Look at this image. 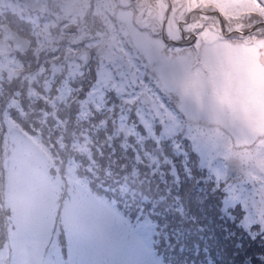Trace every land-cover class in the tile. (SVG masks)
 I'll list each match as a JSON object with an SVG mask.
<instances>
[{
    "label": "trees",
    "instance_id": "trees-1",
    "mask_svg": "<svg viewBox=\"0 0 264 264\" xmlns=\"http://www.w3.org/2000/svg\"><path fill=\"white\" fill-rule=\"evenodd\" d=\"M263 9L264 5L260 4L259 11L264 13ZM53 19L57 20L59 17L56 15ZM79 20L80 18L76 17L73 22L78 23ZM57 26V22L51 19L48 33ZM123 27L125 30H122ZM128 27L129 25L125 27L119 23L122 39L116 42V48L121 52H114L112 45H109L106 53L93 67L91 64L95 62L96 57L92 52L93 60L87 67H83L76 58L74 61H68L60 52L76 49L77 41L57 44L56 37L45 31L47 28H41L40 34L36 31V36H31L32 46L28 52L21 54L11 51L18 57L11 55V52H0V150L3 154L6 152L0 167V173L4 172L0 197V222L2 221V230L5 231L2 241L5 245L0 248L3 262L8 260L9 256V264H18V251L25 246L33 255L43 254L45 262L46 259L48 262L54 259L63 264L72 263V255L79 256L85 251H96V243H92L89 250L75 248L76 238L72 236L71 242L67 243L65 234L69 231L72 218L74 221V212L94 205L96 200L112 206L114 213L110 215L107 227L114 225L119 211L112 204L114 199L100 192V185L104 184L108 174H115V180L120 181L122 188L129 184L155 196L152 206L156 203L158 208L166 203L165 214L175 223L177 238L184 234L194 235L193 232L198 230L190 226L198 210L204 211V216L218 211L222 219L223 210L226 213L225 225L221 229L214 228L212 234L197 239L201 243H224L226 239L223 229L228 230L233 226V219L239 215L243 224L237 225L235 230L246 234V249H236L235 245L232 246L228 251V262L233 264L231 259L237 251L242 256L238 264H257L256 260H259L261 254L264 259V179L257 178L251 169L234 183H231V178L224 180L218 176V171L224 168V164L221 166L224 160H217L212 168L210 158L228 151L226 145L212 135V130L223 131L217 129L221 126H212L206 122L207 116L192 118L178 107L173 110L167 108L172 99L176 100L181 96L180 93L168 92L163 81L159 80L153 87L141 83L140 75L146 72L143 66L148 64L144 61L142 53L131 44L133 38L128 34ZM48 42L54 44V53L49 54L43 48V43ZM96 42L97 39L91 37L89 41L83 40L79 45H83L81 49L90 50L86 46L93 47ZM30 52L33 54L30 55ZM35 53H48V59H38ZM210 66L216 67L212 64ZM212 71L211 68L209 74ZM226 81L232 82L231 79ZM228 85H224L225 92L230 90ZM190 86L193 87V83H190ZM216 90V101L221 102L218 95L223 91H219L218 87ZM243 94L242 92L241 97ZM232 97L230 95L229 99ZM233 98L235 101L236 97ZM237 102L239 103V100ZM161 107H166L167 110H161ZM48 109L51 110L52 117L54 113L58 115L57 128H64L68 122L69 129L64 134L71 129L78 131L77 140L73 141L78 144L81 152H84L83 157L76 151L77 156L69 157L65 166L61 162L66 152L60 147L61 137L58 132L55 130L50 136L44 133L36 136L39 134H36V128L42 125L38 121L33 125L25 124L28 120L33 122L47 118L46 123L54 125V119H48ZM15 111L18 118L15 117ZM90 116H97L103 123L109 121L115 125V133L101 134L97 129L99 125L104 124L94 125L96 122ZM16 141L21 147L31 149L28 151L12 148ZM39 144L48 151V156L36 151L35 147ZM114 144L117 147L114 148ZM158 145L164 150L179 153L180 165L175 160V155L172 157L174 162L166 164V158ZM148 149L157 152L150 153L155 158L148 155ZM58 150L62 156L58 155ZM93 152H98L100 161L97 157L94 159ZM32 160L34 161L31 162ZM189 160L191 163H198L194 166L197 172L193 171ZM98 164L99 167L96 168ZM73 166H76V169H72ZM218 183L224 186L222 196L216 198L217 201L214 200L213 203L217 205L212 206L210 203L218 189ZM141 185L143 187L140 189ZM77 187L80 192H76ZM114 187L115 184H106L105 191ZM173 187H176L174 196ZM253 187V192L249 193L248 190ZM200 189L204 192L196 194ZM70 195L76 199L71 200ZM84 198L87 201L83 203ZM64 201L65 204H62ZM224 202L228 208L223 206ZM59 215L65 217L63 232L66 243L62 248L59 247L53 252L48 250L47 253L46 247L57 231L56 220ZM111 223L113 224L109 225ZM123 223L131 229V221L126 217L123 218ZM134 223L135 221L132 224ZM105 228L101 229L102 232ZM162 230L170 239L171 232L166 231V226L162 227ZM250 233H255L261 243L250 244ZM100 237L104 243L105 235L100 233ZM174 241L172 240V245ZM258 248H263L261 254L257 253ZM149 249L153 252L151 255L154 264H170L168 260L163 259L155 244L150 243ZM221 260L223 264H227L222 255ZM82 261H85L83 256L78 258V262ZM196 264H209V261L207 259Z\"/></svg>",
    "mask_w": 264,
    "mask_h": 264
},
{
    "label": "rangeland",
    "instance_id": "rangeland-1",
    "mask_svg": "<svg viewBox=\"0 0 264 264\" xmlns=\"http://www.w3.org/2000/svg\"><path fill=\"white\" fill-rule=\"evenodd\" d=\"M171 2L172 5H169L167 0H139L136 4H133L127 0H120L116 5L111 6L109 0H77L73 11H69L67 7L64 10V0H52L48 3L47 20L56 21L58 26L53 28L51 33H48V22L40 23L36 31L40 34L39 30L41 28H47L45 31L56 37L57 44H64L72 40L77 41L75 42L78 45L76 49L61 50L60 52L66 59L68 58V61L75 60L76 54L83 46L79 45L83 40L89 41L91 37L92 39L96 38L97 42L93 47L86 46L90 48L96 57L95 62L91 64V67H93V65L96 66L97 60L106 53L109 45H112L114 52L120 51L116 48V42L122 39L121 31L118 28L119 23L125 27L129 25L127 31L133 38L131 44L142 53L144 61L148 64L143 66L146 72L140 75L141 83L153 87L159 80L163 81L168 92L180 93L181 96L176 100L172 99L171 105L167 108L173 110L178 107L185 115L192 118H206L207 116L208 120H205L206 122L221 126L217 129L223 131L212 130V135L226 145L228 151L226 153L220 152L218 156H212L210 167L214 168L217 160L228 159L230 160L228 166L217 173L224 180L228 177L232 179L231 183H234L240 177H244L250 171L249 169L253 170L257 178L264 179V13L260 12L262 9L256 12V14L258 13L257 16L256 14L253 16V11L247 9V7L241 9L242 5L252 6V0H233L229 2V5L226 3L223 11L226 15L224 20H226L225 25L228 35L225 36L221 31L223 20L216 13L208 14L214 12V10L222 11L219 6H212L208 0L204 2H200V0H171ZM262 4L264 5V3ZM67 5L69 6V3ZM153 7L158 12L157 22L147 20L153 17ZM125 8L130 9L128 14L124 12ZM167 13L170 16L168 22H165ZM190 14L193 15L190 17L191 21L188 19ZM56 15L59 17L57 20L53 19ZM210 15H215L216 19H212L213 17ZM44 17L45 15H42V18ZM76 17L80 18L78 23L73 22ZM181 21H185L187 25H183L184 22ZM257 22H260L261 25H255ZM252 25L255 26L252 27ZM61 26H65V28H61ZM161 27L164 28L161 30ZM122 30H125V28L123 27ZM36 31H29L31 32L30 35L36 36ZM186 31L199 36L194 45L186 48L182 47L181 44L176 46L169 43L181 41V35L183 36ZM161 32L162 37L169 42L164 41L162 37L159 39ZM229 33L236 35L230 36ZM26 34L28 35V31ZM53 45L50 42L43 43V48L49 54L54 53ZM48 53L35 54L38 59L39 57L48 59ZM32 54L33 52H30V55ZM11 55L18 57L16 53L11 52ZM211 64L216 67H211ZM211 68L213 71L209 74ZM90 77L94 81L93 75ZM229 79L232 82L226 81ZM190 83H193V87L190 86ZM225 84H231L228 85L230 90L227 92H225ZM216 87H218V90L223 91L218 95L221 102L216 101L218 94ZM242 92L244 94L241 97ZM230 95L236 97L239 103L236 100L233 101V97L229 99ZM189 98L191 100L195 99L191 101ZM52 108L54 112V107L52 106ZM167 108L161 107V110H167ZM10 110H12V107ZM16 111L15 114H17ZM15 117L18 118V114ZM57 117L58 115L55 113L52 117L51 110L48 109V119L53 118L54 125L46 123L47 118H41L33 122L28 120L25 124L33 125L34 122L38 121L42 125L40 128H36V134L39 132L36 136H41V133L50 136L55 130L58 132L61 137L59 139L60 147L64 150V153L66 152V155L62 156L58 150V155L62 156L61 163L65 166L67 165L66 160L70 159L69 157L72 155L77 156L76 151L80 152L82 157L84 152H81L78 144H74L73 141L74 139L77 140L78 131L71 129L64 134L69 129L68 122H66L64 128L59 129L56 127ZM90 117L96 122L94 125L103 123L97 116ZM103 124L104 126L99 125L97 129L101 134L115 133L117 129L115 125L109 121ZM57 137L52 136V138ZM12 145V148L17 150L29 151L31 149V147H21L18 141ZM38 146L35 147L36 151L48 156V151L40 147V144ZM115 147H117L116 144H114ZM158 148L162 150L166 158L164 160L166 164L173 163L174 159L172 157L175 155L174 158L180 165L179 153L168 149L164 150L160 145H158ZM53 149L56 152V148L53 147ZM146 151L150 157L155 158L150 153L155 154L156 151L152 149ZM0 155V167H2L6 152L3 154L0 150ZM93 157L94 159L97 157L98 161L101 160L98 152H93ZM82 161L87 162L85 159H82ZM197 164L191 163L189 160V165L193 168ZM245 164L247 165L245 166ZM249 164L251 167H249ZM98 167L99 164L96 165V168ZM203 168L205 169V167ZM72 169H76V166H73ZM193 171L197 172L196 168ZM3 175L4 172L3 174L0 173V197H2L4 184ZM115 177V174H108L104 179V184L100 185V192L105 195L108 194L114 199L112 204L119 211L114 225L111 223L109 225L112 226L107 227L110 215L114 213L112 206H109L107 202L104 204V201L96 200L93 202L94 205L75 211L74 221L72 218L69 231L65 234L66 242H71L72 236H74L76 238L75 248L89 250L92 243H96L97 250L91 253L85 251L79 256L72 255V263L70 264H154L151 255L153 252L149 249L150 243L155 244L160 255L165 261L168 260L170 264H196L200 261H207V259L209 264H223L221 255L229 264L228 251L232 246L235 245L236 249L237 247L242 250L246 249V234L241 230H235L237 225L243 224V220H240L242 217L239 215H236V218L233 219V226H230L228 230L223 229L222 232L226 239L224 243H204L203 241L201 243L197 239V237L212 234L211 231L214 228L221 229L225 225L226 213L223 210H221L223 219L219 216L218 211H213L204 216V211L198 210L196 218L192 219L190 225L198 228V230L193 232L194 235L184 234L177 238L176 228H174L175 223L165 214L166 203L161 204L164 208L162 206L156 208V203L152 206L155 196L146 194L137 189V186L134 187L129 184L127 187L122 188L119 185L120 181L115 180ZM106 184H115V187L105 191ZM216 186L218 189L214 192V197L210 203L212 206L217 205L213 201H217L216 198L222 196L221 191L224 188L220 183ZM142 187L143 185L140 186V189ZM175 188L173 187L172 190L173 196ZM253 190L254 187L250 188L248 192L252 193ZM77 191L80 192L79 187H77ZM203 192L204 190L200 189L195 193L200 195ZM70 198L71 200L76 199L71 195ZM86 201V198H84L83 203ZM62 204H65V201ZM223 206L228 208L226 202ZM124 217L131 221V229L123 223ZM133 221H135L134 224H132ZM164 226H166V231L171 232L170 239L162 230ZM104 227L106 228L102 232L101 229ZM56 228L57 231L51 243L46 247L47 253L48 250L53 252L59 247L62 248L66 243L63 232L65 230L64 215L58 216ZM2 229L1 221L0 248L5 245V243H2L3 237H5V231ZM100 233L105 235L104 243L101 242ZM250 234L248 235V237H251L250 244L261 243L255 233ZM172 240H175L173 245ZM187 243H191V245ZM197 243H201V245ZM262 249L258 248L257 253L261 254ZM28 250L29 248L25 246L18 251V264H63L54 259H50L49 262L46 259L45 262L43 254H37V256L40 255V257H37ZM29 256L34 258L30 259ZM81 256L84 257L85 261L78 262V258ZM241 257L236 251L231 262L238 264ZM9 258L8 256V260L3 262V255L0 253V264H9ZM256 263L264 264L262 254L259 260H256Z\"/></svg>",
    "mask_w": 264,
    "mask_h": 264
},
{
    "label": "flooded vegetation",
    "instance_id": "flooded-vegetation-1",
    "mask_svg": "<svg viewBox=\"0 0 264 264\" xmlns=\"http://www.w3.org/2000/svg\"><path fill=\"white\" fill-rule=\"evenodd\" d=\"M120 0H109L110 5L114 6L116 5L117 2H119ZM131 3H137L139 0H127ZM143 1V0H140ZM169 5H172L171 0H167ZM205 0H200V2H204ZM233 1V0H208V2L214 6H219L221 10H214V12H210L208 14H212V13H216V15L223 20V22H221V30H222V24L223 26L225 25L226 20L225 17V12L223 11V9H225V4L229 2ZM253 1V5L252 6H241V9L246 8L249 10H252L253 12V16H255L256 12H259V5L264 3V0H252ZM52 2V0H42L40 3H37L35 0H0V45H2L3 43H1V39L2 36L4 34V30L2 26H8L13 32L17 33L21 38L23 39H27L31 42V46H32V40H31V32L29 31H36L37 27L39 26V24H43L48 22V24L51 22V19L47 20V10H48V3ZM65 4H64V10L69 11H73L74 9V4L77 2V0H64ZM67 3H69V6L67 5ZM189 7V4H188ZM154 10V14L153 17H151L150 21L153 22H157L158 20L156 19L158 17V12L153 8ZM130 9L125 8L124 12L125 13H129ZM71 13V12H69ZM168 14V13H167ZM42 15H45L44 18H42ZM258 15V13L256 14V16ZM170 14H168V16L166 17L167 20H165V22H168ZM191 14L188 16V19H190ZM193 16V15H192ZM191 16V17H192ZM213 18L212 19H216L215 15H210ZM74 20V19H73ZM184 22L183 25H187L185 23V21H181ZM72 23V22H71ZM226 27V25L224 26ZM164 28V27H163ZM161 27V30L163 29ZM28 31V35L26 34V32ZM226 34L227 33V29H226ZM185 38L183 39L182 35V40L184 42H178L177 44H181L182 46H187L188 44L191 45V41L193 40V38L196 36L198 37L197 34L191 33V32H187L184 33ZM161 36H162V32H161ZM191 40V41H190ZM10 48V51H15L14 47H13V43L12 42H7ZM10 51H7L6 53H10ZM16 52V51H15Z\"/></svg>",
    "mask_w": 264,
    "mask_h": 264
},
{
    "label": "water",
    "instance_id": "water-1",
    "mask_svg": "<svg viewBox=\"0 0 264 264\" xmlns=\"http://www.w3.org/2000/svg\"><path fill=\"white\" fill-rule=\"evenodd\" d=\"M37 3H40L42 0H35ZM168 16V14H167ZM4 30V34L1 39V43L7 39V42H12L15 44L14 50L18 53H26L29 51L31 47V42L27 39L21 38L17 33L13 32L8 26H2ZM223 33L225 34V27L223 26ZM76 60L81 63L83 67L88 66L92 61V54L89 50H83L76 55Z\"/></svg>",
    "mask_w": 264,
    "mask_h": 264
},
{
    "label": "clouds",
    "instance_id": "clouds-1",
    "mask_svg": "<svg viewBox=\"0 0 264 264\" xmlns=\"http://www.w3.org/2000/svg\"><path fill=\"white\" fill-rule=\"evenodd\" d=\"M7 39L8 38H5V41L3 42V44L0 45V52H5L6 53L7 51L10 50L9 45L7 43ZM13 47H15V44H13Z\"/></svg>",
    "mask_w": 264,
    "mask_h": 264
}]
</instances>
